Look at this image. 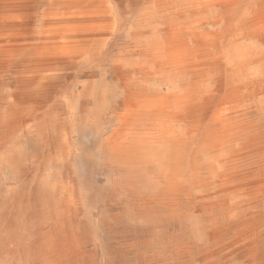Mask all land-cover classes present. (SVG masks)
I'll return each instance as SVG.
<instances>
[{"label": "rangeland", "instance_id": "rangeland-1", "mask_svg": "<svg viewBox=\"0 0 264 264\" xmlns=\"http://www.w3.org/2000/svg\"><path fill=\"white\" fill-rule=\"evenodd\" d=\"M146 1L105 0L110 34L97 25L74 59L56 62L41 59L62 49L37 43L63 40L45 27L74 21L77 8L0 0V45H11L0 49V264H259L264 235L249 229L264 196L221 182L236 142L199 149L203 135L236 134L242 117L208 120L188 139L190 120L174 115L188 78L161 73L147 50L163 31Z\"/></svg>", "mask_w": 264, "mask_h": 264}, {"label": "bare ground", "instance_id": "bare-ground-1", "mask_svg": "<svg viewBox=\"0 0 264 264\" xmlns=\"http://www.w3.org/2000/svg\"><path fill=\"white\" fill-rule=\"evenodd\" d=\"M12 1L17 2L20 0ZM104 1L105 0H64L69 7L73 6L77 8L78 16L74 21L45 27L43 35L47 36L49 33L54 35L61 34L65 35V38L61 41L57 40L55 45H49L45 38H41L39 43L35 42L37 45L41 44L47 48L62 49V55L57 56V54L54 53L48 57L47 53H45L44 56L42 55L43 57L41 60L68 62L74 59L79 51L88 43L97 25L101 26L105 34H110L113 30L114 22L111 18L103 19L105 13L108 11L107 7L103 4ZM56 4L58 3L56 2ZM144 9L150 23H153L154 27L158 28V30L161 29L163 31L161 39L147 49L158 59L159 66H157L160 67V72L164 74L182 73L188 78L189 90L184 96L176 99L177 103L180 104V108H177L174 113L177 117L188 118L190 120V134L188 139L193 138L197 140L201 125L208 120H210L211 124H221V126L224 127L227 125V120L242 117L240 118L242 120L239 122L240 125L236 134L224 129L219 135L213 136V138L203 135L202 138H199V149H205L211 153L221 150L224 147L228 148L233 142H236L234 147L229 151L227 157H225L226 164L229 168L221 177L222 184L227 186L230 182H235L233 185L235 190H245L256 198L264 196V0H147ZM142 29L144 30V27ZM153 34L155 35V33ZM9 46L11 45L1 44L0 49L4 48L6 50ZM3 54H8V52L5 51L4 53H0V57ZM8 60L10 61L12 59L9 58L7 61ZM166 115H168V113H166ZM169 137H171V135ZM182 141L188 142L189 140ZM229 148H225V150L228 151ZM243 160L248 161L245 166L243 165L244 167L239 165ZM168 166H171V163ZM212 166L213 165H211V167ZM187 167L189 166L187 165ZM184 168H186V163ZM190 172L192 173V171ZM176 173L177 172L172 174L176 175ZM190 180L188 181L190 182ZM183 182L185 181L183 180ZM221 182L218 181V183ZM166 186H168L167 183ZM205 190H207V188ZM256 204H259L258 200L254 201L255 206H252V208H256ZM188 208L190 209V207ZM223 209L225 210L226 208ZM251 212L252 211H250V213ZM255 213L257 224L250 227V236L255 234L259 236L264 235V212L257 209ZM225 215L227 216V214ZM222 220H224V217L221 221ZM236 225L238 226V224ZM237 244L238 243H236L235 246ZM258 244L256 251H254V259L259 264H264V239H261ZM205 261L208 262L207 260Z\"/></svg>", "mask_w": 264, "mask_h": 264}]
</instances>
